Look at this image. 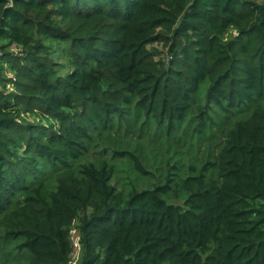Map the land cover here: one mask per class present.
<instances>
[{"label":"trees","instance_id":"trees-1","mask_svg":"<svg viewBox=\"0 0 264 264\" xmlns=\"http://www.w3.org/2000/svg\"><path fill=\"white\" fill-rule=\"evenodd\" d=\"M0 262L264 264V0H0Z\"/></svg>","mask_w":264,"mask_h":264},{"label":"rangeland","instance_id":"rangeland-1","mask_svg":"<svg viewBox=\"0 0 264 264\" xmlns=\"http://www.w3.org/2000/svg\"><path fill=\"white\" fill-rule=\"evenodd\" d=\"M159 51L158 57L165 58L166 57V49L164 46L161 45V43H154L153 44ZM205 84L201 83L200 89L198 92L193 93V96L191 97V106L192 111L197 112V108L201 105L205 104V99L203 97L202 89L204 88ZM148 131H152V125L149 123V126L147 128ZM136 137L132 135V138H127V146L133 150L136 148L138 141L135 140ZM100 139V131L97 132L92 136L91 141L94 142L93 147H96L95 150L99 147L101 141ZM162 141L160 137H156L155 139H151L150 146H154L155 144H158ZM91 144V142H90ZM102 153V151H100ZM106 157H108V165L113 166V175H112V182H116V186L123 192L129 191L131 188V185L136 187H149L154 183V178L151 177V175L145 174V172H140L139 169H135L132 159L128 157L121 158L119 156L113 157L111 153L105 154ZM113 157V158H109ZM146 164H144L145 166ZM74 232V229L71 230ZM72 241H73V249H75L73 253V257L76 259L78 257L79 247L77 242V234H72ZM73 262H75L73 260ZM0 264H2L0 262ZM13 264V263H8Z\"/></svg>","mask_w":264,"mask_h":264}]
</instances>
